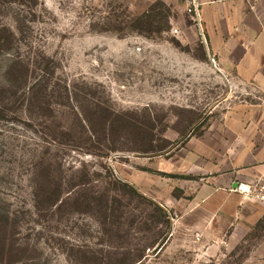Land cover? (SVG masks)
I'll list each match as a JSON object with an SVG mask.
<instances>
[{
    "label": "rangeland",
    "instance_id": "374dc122",
    "mask_svg": "<svg viewBox=\"0 0 264 264\" xmlns=\"http://www.w3.org/2000/svg\"><path fill=\"white\" fill-rule=\"evenodd\" d=\"M253 95L185 0H0V264H264V217L196 226L164 200Z\"/></svg>",
    "mask_w": 264,
    "mask_h": 264
},
{
    "label": "crops",
    "instance_id": "0c3cea01",
    "mask_svg": "<svg viewBox=\"0 0 264 264\" xmlns=\"http://www.w3.org/2000/svg\"><path fill=\"white\" fill-rule=\"evenodd\" d=\"M199 2L209 53L254 95L226 124H212L195 138L182 155L184 176L164 200L196 226L221 219L234 230L252 229L264 217V201L237 186L248 185L255 195L264 177V0Z\"/></svg>",
    "mask_w": 264,
    "mask_h": 264
},
{
    "label": "built area",
    "instance_id": "2783aa9c",
    "mask_svg": "<svg viewBox=\"0 0 264 264\" xmlns=\"http://www.w3.org/2000/svg\"><path fill=\"white\" fill-rule=\"evenodd\" d=\"M185 7L186 11L192 15L198 30L199 34L201 35L202 39L207 43V38L205 34V28L203 24V19L201 15V9H200V2L199 0H185ZM172 31L174 33H178L179 29L178 28H173ZM214 60V58H213ZM215 61V60H214ZM237 189L240 190L245 194L247 197H256L257 199L264 201V177L258 182L256 189L257 193L255 195L251 194V188L248 185L244 184H239L237 186Z\"/></svg>",
    "mask_w": 264,
    "mask_h": 264
}]
</instances>
